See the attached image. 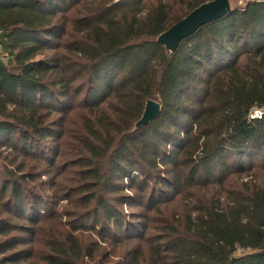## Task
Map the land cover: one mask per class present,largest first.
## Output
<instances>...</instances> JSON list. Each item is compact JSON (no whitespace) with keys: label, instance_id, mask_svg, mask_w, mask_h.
<instances>
[{"label":"trees","instance_id":"1","mask_svg":"<svg viewBox=\"0 0 264 264\" xmlns=\"http://www.w3.org/2000/svg\"><path fill=\"white\" fill-rule=\"evenodd\" d=\"M208 1L0 0V264H264V0L157 40Z\"/></svg>","mask_w":264,"mask_h":264},{"label":"water","instance_id":"2","mask_svg":"<svg viewBox=\"0 0 264 264\" xmlns=\"http://www.w3.org/2000/svg\"><path fill=\"white\" fill-rule=\"evenodd\" d=\"M231 0H210L194 8L184 18L161 33L157 40L163 44L168 54L174 53L182 40L190 37L200 27L219 20L232 13ZM162 111L160 102L148 99L141 118L135 123V130L150 123Z\"/></svg>","mask_w":264,"mask_h":264},{"label":"built area","instance_id":"3","mask_svg":"<svg viewBox=\"0 0 264 264\" xmlns=\"http://www.w3.org/2000/svg\"><path fill=\"white\" fill-rule=\"evenodd\" d=\"M0 55H4L1 46H0ZM263 116H264V108H259V107L252 109L249 115L250 119H261Z\"/></svg>","mask_w":264,"mask_h":264},{"label":"rangeland","instance_id":"4","mask_svg":"<svg viewBox=\"0 0 264 264\" xmlns=\"http://www.w3.org/2000/svg\"><path fill=\"white\" fill-rule=\"evenodd\" d=\"M245 0H239V1H233L232 2V6L233 7H243L245 4ZM179 8V7H178ZM179 12V11H178ZM37 59H39V56L37 57ZM89 264V263H88Z\"/></svg>","mask_w":264,"mask_h":264}]
</instances>
